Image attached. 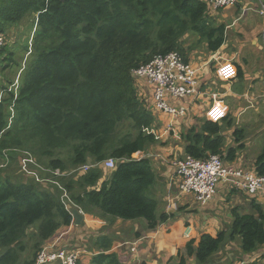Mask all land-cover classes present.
<instances>
[{"label":"trees","instance_id":"1","mask_svg":"<svg viewBox=\"0 0 264 264\" xmlns=\"http://www.w3.org/2000/svg\"><path fill=\"white\" fill-rule=\"evenodd\" d=\"M210 1L0 0V36L37 15L32 32L24 37L27 45L22 46L30 55L19 70L17 89L0 85V96H8L0 99V156L3 150L29 152L50 171L40 177L58 180L62 187L23 177L19 168L17 175L24 182L15 181L9 173H14V165L20 167L19 152H11L9 166L0 169V264H34L45 243L72 225L64 192L87 215L145 220L149 231L171 218L159 216L158 202L146 195L158 178L152 160L133 159L158 142L143 132L155 128L154 115L145 107L151 94L145 87L140 92L142 84L133 73L155 56L177 52L188 63V53L200 45L219 51L226 26L214 23ZM5 52L3 48L0 56ZM13 57L11 53L2 61L1 71L17 64ZM238 75H243L240 68ZM127 123L131 131L122 132ZM221 130L220 123L204 119L182 132L185 154L199 160L219 156L233 163L243 146L227 150ZM232 136L236 144L243 131ZM108 159L117 166L99 189L106 174L98 167L68 175ZM56 170L64 176L55 177ZM253 172L264 176V150ZM252 207L257 216L235 208L229 232L204 234L196 248L189 243L178 253L179 264H187L192 256L198 264H207L237 236L243 255L254 256L264 247V208L256 203ZM91 242L103 251L90 264H120L115 254H106L111 241L101 237Z\"/></svg>","mask_w":264,"mask_h":264},{"label":"crops","instance_id":"2","mask_svg":"<svg viewBox=\"0 0 264 264\" xmlns=\"http://www.w3.org/2000/svg\"><path fill=\"white\" fill-rule=\"evenodd\" d=\"M253 7H258L261 11L264 7V0H241L240 4L234 8H226L220 13L212 14L211 17L215 23L226 26L224 45L217 52H210L202 45V52L188 53L190 57L188 63L200 69L198 74L200 95L193 98L171 100L174 106L184 111V114L176 119L174 126L180 139L164 140L166 143L171 142L169 145L173 146V155L177 152L174 159L185 157V142L182 132L194 125H201L205 119V112L212 103L211 96L214 93L220 94L221 99L228 107V115L220 123L221 128L228 124V129H224L225 132L222 133L225 137L232 134V127L235 131L241 127L246 130L251 128L257 129L258 132L264 131L262 119L257 123V120L264 114V56L262 55L264 53V16L260 15L261 19L255 33L249 34V30L246 36L237 31L232 33V29L238 24L242 13L252 10ZM236 34L242 37H234ZM245 41H249V44L247 45ZM199 54L203 56L201 57ZM196 55H199L197 56L199 58L194 60L195 57L192 60V57ZM217 57L234 61L237 73L240 68L243 75H238L232 82L220 81L217 76V64L214 60ZM253 58L255 66L249 74L243 65L248 66L249 59L253 60ZM236 110L238 114L234 121V111ZM250 110L253 113L249 114ZM251 116H254L255 123L249 122ZM166 143L159 141L144 153L149 156L148 159L152 160L158 177L156 184L152 187L150 193L152 198H150H156L158 207L162 208L163 212H158L159 216L164 213L171 215L169 220L159 224L155 230L149 231L146 228L148 224L145 220L105 219L97 215H87L81 210L85 215L82 226L76 227L72 223L70 227L61 228L52 239L45 243V246L56 245V249L65 251L81 249L83 254L79 264H90L92 258L103 249L95 247L94 244L90 247L89 243L102 237L111 241V248L106 254H115L120 264H179L178 253L184 251L189 243H194V248H196L204 234L216 237L222 231L229 232L233 222V209L238 208L242 214L257 216L253 210V204L256 203L264 208V193L255 196L247 195L241 191L230 190L226 183L218 185L215 197L205 207L199 206L191 195H180V180L169 162L165 161V158L171 160L172 157H164L161 154L163 150L161 145ZM234 143L230 145L227 141V146L235 147ZM241 153L242 151L237 153L233 163L225 164L253 171L256 160L247 159L241 156ZM248 161L252 162L248 163ZM101 170L106 175L99 182L97 189L104 181H107L112 173L104 168ZM223 204L229 207L231 217ZM237 240L235 238L225 250L217 253L207 264H237L242 261H247V264L264 263V259H262L264 247L254 256L247 257L241 251V240ZM84 251L86 252L84 253ZM187 264H198L196 257H190Z\"/></svg>","mask_w":264,"mask_h":264},{"label":"built area","instance_id":"3","mask_svg":"<svg viewBox=\"0 0 264 264\" xmlns=\"http://www.w3.org/2000/svg\"><path fill=\"white\" fill-rule=\"evenodd\" d=\"M240 2L241 0H211L210 4L211 9L217 12L221 8L236 7ZM259 14L264 16V7L259 11ZM5 40V36L1 35L0 51L6 46L4 45ZM221 58H214L217 64V76L222 82H232L238 76L237 68L232 60ZM226 67H230L233 70L231 75L223 73L222 70ZM199 71V68L186 63L177 52L155 56L149 63L134 71L135 78L145 80L149 86L145 88L150 89L152 103L147 98L149 103L146 109L153 114L158 113L162 115L166 122L162 135H157L150 128H144V133L152 134L157 141H161L167 134L165 131H168L169 137L180 139V135L175 132L174 126L176 119L184 114V111L174 106L171 100L193 98L200 95ZM143 95L145 96L144 91ZM211 99L212 103L205 112V119L212 123H221L228 115V107L218 93L212 94ZM213 113H217V115H213ZM11 152L23 153V156L18 158V163L24 177L35 180L38 183L51 182L60 189L62 188L58 180H44L40 177L41 173L50 171L41 166L29 152L17 151L16 149L2 152L0 156V169H6L9 166ZM144 158H149L144 152L133 155V159L135 160ZM170 161H168L169 165L172 167L175 175L182 178L179 184L180 195L193 196L201 207L207 206L213 200L217 193V187L221 183H226L230 190L241 191L251 196L264 193V176L257 175L253 171L225 164L219 156L211 155L207 159L199 160L185 155L184 158H175L171 163ZM116 166L117 161L108 159L97 165L80 167L68 175L77 171L87 173L91 168L96 167L114 171ZM53 174L55 177L64 176L59 170L54 171ZM63 203L66 209L69 205H73L65 192ZM170 208L171 206L169 210ZM82 254L81 249L65 251L56 249V245L44 246L38 253L34 264H78ZM237 264H247V262L242 261Z\"/></svg>","mask_w":264,"mask_h":264},{"label":"rangeland","instance_id":"4","mask_svg":"<svg viewBox=\"0 0 264 264\" xmlns=\"http://www.w3.org/2000/svg\"><path fill=\"white\" fill-rule=\"evenodd\" d=\"M224 9H226V8H221L216 13H218V12L220 13V11H223ZM240 15H241V13H240ZM35 17H37V15H32V16H29V17L25 18L19 25L14 26L13 28H10L5 33L6 40H5V44L4 45H6V47H4V48H6V52H5V54L3 56H0V61H1V63H0V71L2 70V68L5 65L4 63L2 64V61H4L6 58L10 57L11 53H14V57L13 58H14V61L17 64H15V62H14L13 64H15V65H13L10 69H8L5 72L1 71L0 72V76H2L3 78H5V79H7L9 81H12L15 86H10L9 82H4L1 79H0V85L8 86L9 88L13 89L14 91L17 89L16 85L18 84L19 78H20V75H21L20 68H21V66L24 68L25 63L28 60L29 55H30V52H25V49L23 48V46L26 47V45H27V42L24 43V37H26L27 35H29L32 32L33 25H31V24H32V22H33ZM260 19H261V16L259 14V8L258 7L257 8L253 7L252 10H249L248 12H243L242 13L241 19L238 21V24L232 29V33L237 31L238 33H241V34H243L245 36L248 34V30H249V34L255 33L256 30H257L256 28L259 25V20ZM215 24L217 25V23H215ZM34 31H35V29H34ZM34 31H33L32 34H34ZM234 37L241 38L242 36L239 35V34H236V35H234ZM236 40L239 41V39H236ZM245 43L248 45L249 41H245ZM190 44L191 43L188 44V41L185 43L186 47H188V45H190ZM29 45H32V40H31ZM30 50H31V46H29V51ZM195 51L202 52L203 51L202 45H200ZM199 55L193 56L192 60L195 57L196 58L194 60L198 59L199 57H197V56H199ZM262 55L264 56V53ZM200 56L202 57L203 55H200ZM228 60H230V59H228ZM249 60H250L249 65L248 66L243 65V66L246 68L245 69L246 72H248L250 74L252 68L255 66V62H254V58H253V60L252 59H249ZM137 80L140 81L141 84H142V85H139L140 92H141V88L142 87L143 88L144 87H149L145 80H143V79H137ZM139 95H140V98L142 99V95L143 94L139 93ZM4 97L7 98L8 96L5 95V93L3 92L1 94V96H0V99H5ZM144 100L146 101L145 98H144ZM149 102L152 103V98L151 97H150ZM147 105L148 104H145V107ZM248 113L249 114L253 113V111L250 110V111H248ZM237 114H238L237 110L234 111V118H233L234 121H236V119H237V117H236ZM153 115H154L153 126H155V128H153V131L157 135H162V133H163L165 127H166L165 119H164V117L162 115H158V114H153ZM253 117L252 116L249 117V122H252V123L256 122ZM260 120L264 122V114H263L262 118H259L257 120V123L260 122ZM222 129L223 130L221 131V133H224L225 132L224 129H226V130L228 129V124L224 125ZM231 130H232V134H230L229 137L228 136L226 137V139H227V141L229 142L230 145L235 142V140L233 139V136H232L235 133V129H233V127H232ZM121 131L122 132L131 131V129L129 127V123H127L124 127H122ZM238 131H243V137L239 138V142H237L236 144L234 143V144H235V147H238L239 145L243 146L242 149L240 150V151H242L241 156H243V157H245L247 159H250V160L258 159V157L261 155L262 151L264 150V131L263 132H258L257 129H251V128L246 130V128H243V127L239 128ZM165 133H167V134L165 135V137L163 139H161L160 142L166 143L164 140H167V139L173 140L171 137L168 136V131H165ZM169 144H171V142H168L166 144H162L161 145L163 147L162 148L163 150H162L161 154L164 157L171 156L172 157L171 161L168 160V158H165V161H170V163H171L172 160L174 159L175 154L177 152H175L174 155H173V150H172L173 146L169 145ZM230 145L226 147L227 150L230 149V148H235V147H230ZM170 147H172V148H170ZM176 147H178V146H176ZM4 151H8V150H3L2 152H4ZM22 156H23V153H19V157L18 158H20ZM252 161H248V163H251ZM14 168L15 169H13V167H12V169H13L12 171L15 170L14 173L12 172V173H9V174H12V177L14 178L15 181H17L18 178H21L22 179L21 181L24 182V179L20 175H17V172L19 170H20V173L22 174L20 167H17L16 165H14ZM18 168H19V170H18ZM22 176H23V174H22ZM178 179L182 181V178L180 176H178ZM56 182H58V181H56ZM152 189L153 188H151L148 191V193L146 192V195L149 198L151 197L150 193H151ZM65 193L67 194V192H65ZM153 199L157 200L156 198H153ZM223 205L225 206L226 210H228L229 207L226 206L225 204H223ZM157 212L162 213L163 212L162 208L158 207V211ZM230 212H231L230 210L227 211V213L231 217V213ZM33 231H34V229L32 230V232ZM236 239H238L237 241L241 240L240 237H238V236L236 237ZM89 245L92 246V242H90ZM85 252L86 251H84V253ZM30 253H31V251H30ZM2 254H3V250H0V256ZM26 256H28V252L26 253Z\"/></svg>","mask_w":264,"mask_h":264},{"label":"water","instance_id":"5","mask_svg":"<svg viewBox=\"0 0 264 264\" xmlns=\"http://www.w3.org/2000/svg\"><path fill=\"white\" fill-rule=\"evenodd\" d=\"M67 209L71 217L73 218V225H75L76 227L82 226L85 221V215L82 213V211L73 205H69Z\"/></svg>","mask_w":264,"mask_h":264},{"label":"clouds","instance_id":"6","mask_svg":"<svg viewBox=\"0 0 264 264\" xmlns=\"http://www.w3.org/2000/svg\"><path fill=\"white\" fill-rule=\"evenodd\" d=\"M222 71H223V73H224L225 75H231L232 72H233V70H232L230 67H226V68H224ZM213 115H217V113H213ZM75 207H76V206H75ZM245 262H247V261H245Z\"/></svg>","mask_w":264,"mask_h":264}]
</instances>
